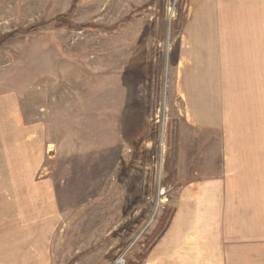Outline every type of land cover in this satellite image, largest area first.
<instances>
[{
  "label": "rangeland",
  "instance_id": "1",
  "mask_svg": "<svg viewBox=\"0 0 264 264\" xmlns=\"http://www.w3.org/2000/svg\"><path fill=\"white\" fill-rule=\"evenodd\" d=\"M189 2L0 0V34L38 24L0 44V264H143L179 185L222 163L219 132L182 122ZM64 12L116 28L48 21ZM236 78L233 146L263 205L264 74Z\"/></svg>",
  "mask_w": 264,
  "mask_h": 264
},
{
  "label": "crops",
  "instance_id": "2",
  "mask_svg": "<svg viewBox=\"0 0 264 264\" xmlns=\"http://www.w3.org/2000/svg\"><path fill=\"white\" fill-rule=\"evenodd\" d=\"M175 47L182 122L219 132L223 160L211 168L198 161L179 185L167 227L143 264H264V204L254 192L261 182L249 178L253 168L244 177L225 99L237 89L236 76L264 74V0H190Z\"/></svg>",
  "mask_w": 264,
  "mask_h": 264
},
{
  "label": "trees",
  "instance_id": "3",
  "mask_svg": "<svg viewBox=\"0 0 264 264\" xmlns=\"http://www.w3.org/2000/svg\"><path fill=\"white\" fill-rule=\"evenodd\" d=\"M67 15H68V12H64V13L58 14V15L50 18L48 21H54V25L57 26V27H65V28H68V29H77V30L83 29V28H90V29H96V28L115 29L116 28V24L103 25V24H99V23H95V22L72 23L67 18ZM41 22L44 23L46 21H41ZM37 25L38 24H33V25H30V26L25 27V28H18L16 30L0 34V44H2L6 39H8L9 37L14 36L18 32L19 33H26V32H29V31H32V30L36 29ZM168 222H167V224H168ZM166 227H167V225L164 226L160 230V233L157 236L154 237L153 244L159 239L160 235L165 231ZM153 244H151V246L149 247V249L145 253L139 254L138 256L141 259H144L146 257V255L148 254L149 250L151 249V247L153 246Z\"/></svg>",
  "mask_w": 264,
  "mask_h": 264
},
{
  "label": "built area",
  "instance_id": "4",
  "mask_svg": "<svg viewBox=\"0 0 264 264\" xmlns=\"http://www.w3.org/2000/svg\"><path fill=\"white\" fill-rule=\"evenodd\" d=\"M123 256H121L118 260H117V263H121V262H123Z\"/></svg>",
  "mask_w": 264,
  "mask_h": 264
}]
</instances>
